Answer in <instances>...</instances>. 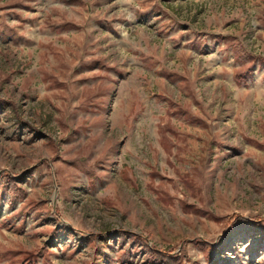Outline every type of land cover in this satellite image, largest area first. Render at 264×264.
Segmentation results:
<instances>
[{
    "label": "rangeland",
    "instance_id": "rangeland-1",
    "mask_svg": "<svg viewBox=\"0 0 264 264\" xmlns=\"http://www.w3.org/2000/svg\"><path fill=\"white\" fill-rule=\"evenodd\" d=\"M0 264H264V0H0Z\"/></svg>",
    "mask_w": 264,
    "mask_h": 264
}]
</instances>
